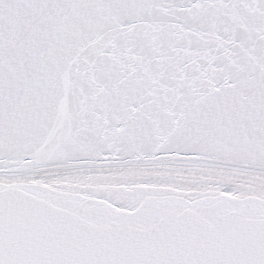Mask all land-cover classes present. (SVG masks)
<instances>
[{"label": "snow or ice", "instance_id": "1", "mask_svg": "<svg viewBox=\"0 0 264 264\" xmlns=\"http://www.w3.org/2000/svg\"><path fill=\"white\" fill-rule=\"evenodd\" d=\"M0 264H264V0H0Z\"/></svg>", "mask_w": 264, "mask_h": 264}]
</instances>
